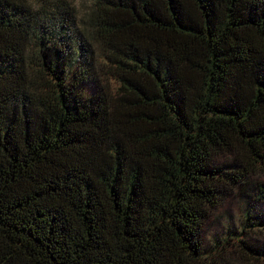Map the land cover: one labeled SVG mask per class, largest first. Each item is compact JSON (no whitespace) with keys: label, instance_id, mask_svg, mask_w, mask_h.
I'll list each match as a JSON object with an SVG mask.
<instances>
[{"label":"trees","instance_id":"trees-1","mask_svg":"<svg viewBox=\"0 0 264 264\" xmlns=\"http://www.w3.org/2000/svg\"><path fill=\"white\" fill-rule=\"evenodd\" d=\"M258 174L264 0H0V264H264Z\"/></svg>","mask_w":264,"mask_h":264},{"label":"rangeland","instance_id":"rangeland-1","mask_svg":"<svg viewBox=\"0 0 264 264\" xmlns=\"http://www.w3.org/2000/svg\"><path fill=\"white\" fill-rule=\"evenodd\" d=\"M69 1L76 9V13L78 15H81L87 7V0ZM252 181H264V174L253 176ZM242 212L243 208L241 206L239 196L236 194L226 195L222 200H220V204L209 212V219L204 232V242L208 243L213 236L222 233L227 226L237 225L242 217Z\"/></svg>","mask_w":264,"mask_h":264}]
</instances>
